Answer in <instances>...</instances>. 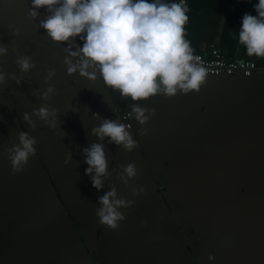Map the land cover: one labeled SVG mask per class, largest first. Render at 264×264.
<instances>
[{
  "label": "crops",
  "instance_id": "0c3cea01",
  "mask_svg": "<svg viewBox=\"0 0 264 264\" xmlns=\"http://www.w3.org/2000/svg\"><path fill=\"white\" fill-rule=\"evenodd\" d=\"M256 3L188 0L185 32L194 52L213 43L228 59L264 65L236 38L243 14L256 15ZM30 5L31 0H0V44L10 46L0 68L19 76L18 55L36 64L20 85L9 80L0 86V145L18 143L21 130L38 141L36 156L17 174L0 149V264H263L264 73L207 76L198 93L132 102L105 89L99 78L67 75V43L52 42L34 27L45 12L30 20ZM74 44L82 46L79 39ZM46 69H55L49 103L57 109V127L36 121L32 129L23 115L45 103L32 91L47 87ZM133 103L156 114L140 125L130 116ZM121 110L128 113L138 149L128 152L105 138L109 167L116 171L98 191L85 175L81 149L99 142L90 135L100 123L92 113L118 120ZM70 151L73 160L64 164ZM129 163L138 175L125 187L116 173ZM109 183L135 200L121 209L127 215L117 230L98 224L95 216L97 198ZM133 186L144 193L132 197Z\"/></svg>",
  "mask_w": 264,
  "mask_h": 264
},
{
  "label": "clouds",
  "instance_id": "9594fccd",
  "mask_svg": "<svg viewBox=\"0 0 264 264\" xmlns=\"http://www.w3.org/2000/svg\"><path fill=\"white\" fill-rule=\"evenodd\" d=\"M45 17L37 29H43L52 42L67 43L62 63L66 74L78 73L80 77L95 82L99 78L105 89L119 92L121 98L132 102L147 100L156 95L173 97L177 93L199 92L206 83L208 70L201 57L194 54L191 42L186 39L185 25L188 23V8L184 0H31L28 19L36 20L40 9ZM256 15L244 13L237 40L248 56L264 58V0L253 5ZM19 28H12V34L19 35ZM79 39L82 46L74 44ZM8 45L0 44V57L9 51ZM12 51L16 48L11 45ZM75 48V50H73ZM2 64V61H0ZM15 64L20 75L7 73L0 68V86L14 80L17 85L30 78L27 76L36 68L33 58L18 55ZM55 69H46L44 90L34 89L32 95L44 101L39 108L24 113L23 120L32 129L41 121L50 129L57 127L58 113L49 101L55 94V84L50 83ZM156 114L155 108L133 103L130 116L140 125H145ZM99 125L91 129L90 135L99 142H93L81 149L88 165L85 175L90 176L92 186L98 191L104 188L105 180H111L115 168L109 167L103 141L123 147L131 152L138 149L130 125L120 120L101 118L92 113ZM35 117L36 120H33ZM147 134L142 128L140 135ZM10 147L0 145L7 154L12 174L23 171L30 156H36L37 138L27 131H20ZM73 160L70 151L64 164ZM117 179L127 187L129 180L138 175L135 163L120 165ZM109 190L97 198L95 216L98 224L117 230L126 218L121 209L131 207L134 199L118 194L117 188L109 183ZM144 187L133 186L132 197L143 194ZM209 260L214 259L208 256Z\"/></svg>",
  "mask_w": 264,
  "mask_h": 264
},
{
  "label": "built area",
  "instance_id": "2783aa9c",
  "mask_svg": "<svg viewBox=\"0 0 264 264\" xmlns=\"http://www.w3.org/2000/svg\"><path fill=\"white\" fill-rule=\"evenodd\" d=\"M187 1L188 0H184L186 5ZM175 2H179V0H176ZM194 54L201 57L203 66H205L208 70V75H232L234 73H240L243 76H248L253 72L264 73V65H257L251 60L228 59L213 43H208L204 52H194ZM127 117L128 113L126 111H119L118 119L121 123L129 124Z\"/></svg>",
  "mask_w": 264,
  "mask_h": 264
},
{
  "label": "water",
  "instance_id": "95a60500",
  "mask_svg": "<svg viewBox=\"0 0 264 264\" xmlns=\"http://www.w3.org/2000/svg\"><path fill=\"white\" fill-rule=\"evenodd\" d=\"M240 74V73H239ZM220 75H225V74H219V75H207V76H220ZM227 76V75H225Z\"/></svg>",
  "mask_w": 264,
  "mask_h": 264
},
{
  "label": "rangeland",
  "instance_id": "374dc122",
  "mask_svg": "<svg viewBox=\"0 0 264 264\" xmlns=\"http://www.w3.org/2000/svg\"><path fill=\"white\" fill-rule=\"evenodd\" d=\"M155 185H157V184H155ZM155 185H154V186H155Z\"/></svg>",
  "mask_w": 264,
  "mask_h": 264
}]
</instances>
